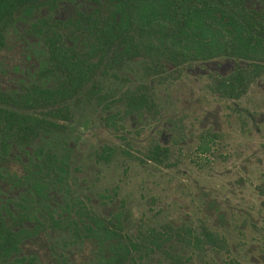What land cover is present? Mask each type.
<instances>
[{"label":"trees","instance_id":"16d2710c","mask_svg":"<svg viewBox=\"0 0 264 264\" xmlns=\"http://www.w3.org/2000/svg\"><path fill=\"white\" fill-rule=\"evenodd\" d=\"M195 63L212 65L210 103L264 142V114L241 108L264 77V0H0V264H213L209 254L229 253L212 202L209 223L135 218L118 182L98 185L129 164L174 166L149 124L155 90ZM98 131L106 140L83 151Z\"/></svg>","mask_w":264,"mask_h":264},{"label":"rangeland","instance_id":"374dc122","mask_svg":"<svg viewBox=\"0 0 264 264\" xmlns=\"http://www.w3.org/2000/svg\"><path fill=\"white\" fill-rule=\"evenodd\" d=\"M211 67L210 63L189 64L182 68L177 79L169 78L156 86L159 116L149 124H156L155 135L158 133L161 141L170 146L174 166L168 169L129 164L124 174L118 170L103 172L98 185L118 182L120 196L125 198L135 218L145 212L150 218L155 214L184 219L193 225L200 221L209 223L216 214L209 211L208 202H212L223 214L225 227L219 232L229 243V253L209 254L212 263L224 259L223 264L226 258H234L237 264H264V235L260 229L264 196L257 194L259 198L253 192V185L258 182L264 191V173L258 176L264 165L258 171L254 169V162L264 158V142L247 129L249 125L242 115L240 118L224 115L223 106L210 103L206 73ZM195 99L201 103V110L210 103L205 109L210 114L200 116V105ZM244 99L241 108L247 107L256 115L264 114V77L250 87ZM209 127L218 132L216 139L208 137ZM105 138L98 131L83 138L81 148L85 151L90 144H98ZM199 146H206L207 150L200 151ZM136 148L140 146L135 143L130 150L136 152ZM248 151L254 154L250 156ZM150 197L153 201L148 205Z\"/></svg>","mask_w":264,"mask_h":264}]
</instances>
